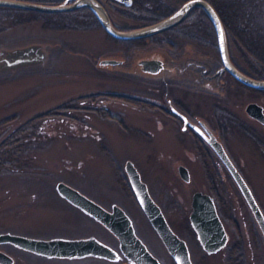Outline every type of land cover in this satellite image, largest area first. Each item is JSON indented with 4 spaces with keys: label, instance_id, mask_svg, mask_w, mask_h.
Here are the masks:
<instances>
[{
    "label": "rangeland",
    "instance_id": "obj_1",
    "mask_svg": "<svg viewBox=\"0 0 264 264\" xmlns=\"http://www.w3.org/2000/svg\"><path fill=\"white\" fill-rule=\"evenodd\" d=\"M38 1L57 3L59 0ZM183 1L163 0L166 9L158 8L147 17L115 15L114 19L121 29L136 28L158 20ZM0 7L9 9L8 22H0V25L6 23L5 28L9 25L7 30L0 29V52L31 45L45 52L43 61L18 67H6L9 58L0 59V144L30 118L68 104L59 115L35 127L32 147L24 145L13 161L0 167V233L9 231L46 238L90 233L106 236L102 226L72 207L58 192L57 183L65 181L107 206L122 205L137 222L150 248L169 264L162 242L131 193L125 164L132 160L153 195L165 207L173 229L187 239L195 264H227L232 244L251 242L245 239L246 233L255 234L258 225L233 177L215 153L201 157L195 149L194 136L186 133L182 142L178 138L180 123L158 106L166 104V93L169 98H181L192 115L200 116L214 132L220 133L229 156L264 210V156L255 150L245 132L248 125L256 124L245 106L252 100L264 104V91L249 90L227 72L218 71L215 30L208 24L209 31H204L205 26L200 23L204 19L202 15L192 14L187 22L154 37L120 40L108 34L87 9L62 13ZM201 35L207 37L204 43ZM187 43L191 49L204 51L207 58H215L213 62L208 59L215 65L205 78L214 87L203 89L194 73L171 77L169 70L156 76L140 67V60L152 56L162 58L171 67V56L177 58L181 45ZM230 44L232 54L238 56L233 39ZM195 50L192 51L198 56ZM113 57L125 60L124 68L99 63ZM186 57L183 54L177 60ZM217 77L224 79L222 102L213 94ZM222 103L239 116L240 129L232 131L225 123L222 128L219 126L217 105ZM181 163L189 167L190 181L180 176ZM208 171L216 192L221 195L216 204L229 233L226 247L211 255L205 253L189 222L193 193L200 189L214 194ZM259 231L262 234L259 229L253 235L258 242ZM0 249L10 252L15 264H106L93 257L39 258L9 243L0 244ZM260 250L264 260V249ZM251 253L248 264H255Z\"/></svg>",
    "mask_w": 264,
    "mask_h": 264
},
{
    "label": "water",
    "instance_id": "obj_2",
    "mask_svg": "<svg viewBox=\"0 0 264 264\" xmlns=\"http://www.w3.org/2000/svg\"><path fill=\"white\" fill-rule=\"evenodd\" d=\"M0 5L41 11H63L87 5L92 9L104 29L110 35L126 40L149 37L166 31L181 23L192 9L201 6L207 11L211 18L217 34L223 61V66L219 71L227 69L242 83L257 88H264V79L247 75L233 64L228 49L225 25L210 0H187L166 17L131 29L116 27L111 21L107 9L98 0H77L72 4H67V2L43 3L31 0H0ZM0 57V59L9 58V63L6 67H18L24 64L34 63L35 61H43L45 59V52L39 46L31 45L27 48H19L10 52L1 51ZM119 61L120 60L115 58H104L100 63L114 64ZM140 63L143 64V69L145 71L151 72H157L163 66L162 59L159 57L145 58L140 60ZM246 107L250 114L260 117L264 121L263 107L258 102L251 101ZM202 124L205 131L200 129L201 134L221 157L231 172L264 232V214L249 184L232 161L224 144L204 122H202ZM125 170L138 201L148 215L151 223L174 255L177 263L194 264L187 242L173 231L161 207L151 196L147 183L142 179L141 173L132 160L126 161ZM179 173L184 180L189 181L191 179L189 168L186 165H179ZM57 190L63 197L82 208L86 213L100 220L115 232L122 240L123 249L127 252L129 250L133 251L137 255L138 264H160V260L151 253L144 241L136 235L133 221L123 207L114 204L113 209L108 210L103 205L81 192L78 188L65 181H59L57 183ZM190 221L202 246L208 253L216 252L226 245L228 233L218 211L215 198L211 193L203 190H196L193 193ZM4 242H12L25 249L49 256L82 257L85 255H98L112 259L117 257L116 251L111 246L100 241L95 236L78 238L57 236L46 238L7 231L0 233V243ZM13 262V256L0 249V263L12 264Z\"/></svg>",
    "mask_w": 264,
    "mask_h": 264
},
{
    "label": "flooded vegetation",
    "instance_id": "obj_3",
    "mask_svg": "<svg viewBox=\"0 0 264 264\" xmlns=\"http://www.w3.org/2000/svg\"><path fill=\"white\" fill-rule=\"evenodd\" d=\"M34 1H37V0H34ZM76 1L77 0H59L57 3L67 2V4H72V3H75ZM98 1L100 3H102L103 6L107 9L109 16L111 18V21L118 28L120 27V25L115 21V19H114L115 15H120V16L124 15V16H130V17L131 16H135V17L138 16L140 18H143V17H147L145 15L153 14V11L157 10L158 8L166 9V7H167L165 2L162 3L163 0H98ZM185 1H187V0H184L180 5H178V7H180ZM250 1H252V2H250ZM222 2H223V0H220L221 5L219 6V9L215 7L216 10L218 11L219 15L221 16V18H222V14H224V12L226 11V8L224 7V4ZM6 6H8V5H6ZM177 8H175L174 10H172L170 12L165 13L159 19H162V18L166 17L167 15L171 14ZM82 9H84V10L87 9V10L91 11L93 14L92 16H94L95 19L100 23L98 17L95 15V13L92 11V9L87 5L72 8V9L63 10L61 12L62 13L63 12L64 13H66V12H78L79 10H82ZM196 11H199V15L200 16L202 15V17L204 18V19L200 20V23L203 26H205L204 31L207 29L208 24H211L213 29L215 30L213 22H212L211 18L209 17L207 11L201 6H197L194 9H192L191 12L187 15V17L181 23H179L178 25H176L174 27H177L180 24L187 22L188 17L191 16ZM75 15H76V13H75ZM8 20H9V9H5V8L0 7V22H8ZM72 20L76 21V18H72ZM86 20H88V19L86 18ZM155 21H157V20H155ZM223 23H224V21H223ZM231 23H232V29L228 28L225 25V23H224V25H225V29H226L228 49H229L230 57H231L233 64L237 68H239L242 72L246 73L247 75H250L252 77L259 78V79H264V0H240V2L234 3L232 5V21H231ZM4 24L1 23L0 29H4L6 27V23H4ZM8 27H9V25L7 26V28ZM174 27H172V28H174ZM245 27H246V31L249 32V35H243L242 34V32H245V30H244ZM7 28H5V29L7 30ZM168 30H171V28ZM207 30L209 31V29H207ZM206 33L207 32H205V34ZM154 36H156V35H152L149 37H154ZM215 37H216L217 46H218V48H217L218 55H219L218 59L217 58L215 59L213 57L207 58V54L204 51H202L200 49L199 50L198 49H196V50L191 49L189 43H187V44L181 45L180 53H179L180 55L178 56V57H180L184 54V55H187V57L178 62L177 59H179V58L178 57L176 58V56L173 54V56H171L172 57L171 58V67H168L162 58H160V59H162L163 66L157 72L145 71L143 69V64H141L139 62L140 67L145 72H149L152 75H156V76H160L161 72H163V71L167 72L169 70H171V77L174 75H190L191 73H194V75L196 74L195 76L200 79L199 81L201 83H199V86L203 87V89L207 88L208 86L214 87L213 85L206 83L205 78L207 76L209 77L208 73L210 72V68H212V66L215 65V63L214 64L210 63L208 61V59H212V62H213V59H215L216 64L219 66L218 67L219 70L223 66V61H222V57H221V53H220V49H219L216 31H215ZM200 38L203 41V42L201 41L202 43H204V40L207 39L206 36H202V35ZM231 39H233L234 42L236 43V53L238 56H236V55L234 56V54H232L231 44H230ZM120 40H122V39H120ZM242 40H247L251 43L250 50L245 51V49H248V48H246L242 45ZM192 50L197 51L198 52L197 54H199V55L198 56L195 55V53H193ZM191 53L193 56L191 55ZM152 57L155 58L154 56H152ZM113 58H116V57H113ZM156 58H158V57H156ZM119 60L120 61L118 63H114V64L110 63V64H102V65H113L117 69H122V68H124L126 63H125V60H123L121 58ZM100 61H99V63H100ZM193 64H194V66H193ZM221 72L222 73L227 72L238 83L245 86L249 90L260 91V92L264 91V88H257V87L249 86L247 84L242 83L237 78H235L227 69H225ZM184 86H186V85H184ZM215 87H216V89L213 90V92H214L213 94L216 93L217 96H219L221 98V102L224 101L223 100L224 99L223 89H222L224 87V79L222 77L217 79V85ZM167 94L168 93H166V104L165 105H158V106H159V109L163 108L162 109L163 112L166 115L170 116L172 120L180 123L181 131L179 132L180 137H178V138H180L182 142H185L183 139H185L184 136H186V133L194 136L195 142H196L195 143V149L199 152L201 157L205 158L207 153H208V155L211 152L215 153L219 159L220 164L223 167H225L228 170V172L230 173V175L232 176L231 172L229 171V169L227 168V166L225 165V163L223 162L221 157L215 152V150L209 145L207 140L201 134L200 129L205 131L202 122H204L214 132L212 126H210L204 119L200 118V116L192 115L188 109V106L186 105V103L181 98L180 99H175L172 97L169 98ZM252 101L258 102L256 100H252ZM249 102H251V101H249ZM258 103L263 107V113H264V104H262L260 102H258ZM247 104H246V106H247ZM246 106H245L246 112L253 119L254 123H256L257 125L256 124L248 125V128L245 130V132L249 136V138L251 140L250 142L253 144V147L255 148V150L256 151L258 150L259 152L261 151V153L264 156V130L262 129L264 127V121L260 117H257L255 115L250 114L247 111ZM156 108H158V107H156ZM217 109H218L217 110L218 111L217 116H218L219 122L221 123L219 125L220 127L223 123H225V125H227L230 129H232V131H236V130L241 128L242 125H241V121L239 119V116H235L236 114L233 113V110H231V108H228L227 106H225L222 103V104L217 105ZM214 134L217 136V138L225 146V143L222 140L223 137L220 135V133L218 134V133L214 132ZM183 145H185V144H183ZM225 148H226V146H225ZM226 150H227V148H226ZM181 164H184V163H181ZM181 164H179V165H181ZM184 165H186V164H184ZM205 165L208 167L209 163H206ZM178 169H179V166H178ZM233 179H234V177H233ZM234 181H235V179H234ZM221 182H222V180H221ZM217 183H219L218 180H217ZM236 184H237V182H236ZM147 185H148V183H147ZM148 189H149V192H150L151 196L153 197V199L161 207V210L163 211L168 223L171 226V222H169V218L167 217V212L165 210V207L153 195V192H151L149 185H148ZM130 190H131L133 197L135 198V201L137 202L140 209L142 210L145 217L147 218L148 222L150 223L154 234L156 235V237H158V240H160L162 242V244L165 248L166 254L168 256L169 264H178L174 255L171 253L170 249L167 247L163 238L161 237L159 232L156 230V228L153 226L148 215L146 214V212L144 211L140 202L138 201V198H137L135 191L133 190L131 184H130ZM251 190H252V188H251ZM80 191L83 192L82 190H80ZM206 192H208V191H206ZM252 192H253V194H254V196H255V198H256V200H257V202H258L259 206L261 207L263 214H264L263 207L259 203V200L257 199L253 190H252ZM209 193H211V192H209ZM84 194H86V193H84ZM212 195L214 196L215 201L217 203L219 196H221L220 193L217 190L216 196L214 194H212ZM87 196H89V195H87ZM89 197L94 199L95 201H97L101 205H103L108 210H112L113 205L115 204V203H112L110 206H107V205L103 204V202H101L99 199L92 197V196H89ZM63 198L72 207L80 210L82 213H84L86 216H88L92 221H94L95 223L102 226L107 232L106 236H100L98 234L90 233L88 235L67 236V237L78 238V237L95 236L97 239H99L100 241L104 242L105 244L111 246L116 251L117 257L115 259H112L109 257L98 256V255H85L82 257L49 256V255H45L42 253H37V252L31 251L29 249H25V248L20 247V246L14 244L12 242H4V243H9L10 246H12L13 248H16V249H18L24 253L33 254V255L38 256L39 258H45V259H51V260H66V259H76V258L81 259V258H85V257H93L99 261L105 262L106 264H138L137 255L133 251L129 250L127 252L123 249L122 240L115 232H113L110 228H108L104 223H102L100 220L96 219L94 216L86 213L79 206L73 204L72 202H70L65 197H63ZM118 205H120V204H118ZM120 206L123 207L122 205H120ZM125 211L129 214V212L126 209H125ZM251 212H252V216L254 219L253 220L254 223L255 224L257 223L258 228L261 230V232L264 236V232H263V230L259 224V221L256 218L253 210ZM129 216L131 217L130 214H129ZM131 219L133 221V225L135 228L136 235L144 241V243L147 245V247L151 251V253L160 260V264H166L163 257L161 255H159L156 250H153L152 248H150V246L148 245L146 240L143 238L142 234L140 233L139 226L137 225V222L134 220V218L131 217ZM189 222H190L191 228L193 230V233H195L196 237L198 238L197 233L191 224L190 214H189ZM171 228L173 229L172 226H171ZM258 228H255V234H257V230H259ZM226 230H227V228H226ZM173 231L175 233H177L179 235V237L183 238L187 242V239L184 238L183 236H181L176 230L173 229ZM227 233H228V231H227ZM259 233H260V231H259ZM255 234L254 233L253 234L246 233L247 237H245V239H247L248 241H251L249 244L242 243L241 241H236L234 244H232V246L230 248L229 256L227 258V264H248L247 258H248L249 251L252 252L251 254L253 255V258H255V260H254L255 264H262L263 263V261H264L263 256H262L263 252L260 249H262V248L264 249V241H263L264 238H263L262 234L260 233V235H261L260 240L263 241V243L261 244V241L260 242L256 241L255 236H253ZM48 238H50V237H48ZM198 240H199V238H198ZM228 241H229V233H228ZM228 241H227L226 245L228 244ZM199 242H200V240H199ZM0 244H3V243H0ZM200 244H201V242H200ZM187 245H188V248L190 251V247H189L188 242H187ZM226 245L224 247H226ZM202 248L204 249L203 246H202ZM223 248H221V249H223ZM221 249H219L218 251L213 252V253H208L205 249H204V251L207 255H211V254H215V253L219 252ZM9 254L12 255L10 252H9ZM190 255H191V251H190ZM13 258H14V262L12 264H15L16 259L14 256H13ZM191 258H192V255H191ZM192 261H193V258H192ZM205 262H207V261L205 260ZM193 263H194V261H193Z\"/></svg>",
    "mask_w": 264,
    "mask_h": 264
},
{
    "label": "trees",
    "instance_id": "obj_4",
    "mask_svg": "<svg viewBox=\"0 0 264 264\" xmlns=\"http://www.w3.org/2000/svg\"><path fill=\"white\" fill-rule=\"evenodd\" d=\"M211 2L216 8L219 9V6L221 5L220 0H211ZM237 2H240V0H223L222 2L224 4V7L226 8V11L224 12V14H222V19L225 25L230 29H232V5ZM193 14H199V11H196ZM244 30L245 32H242V34L249 35V32L246 31V27L244 28ZM242 45L248 49L251 48V43L247 40H242ZM92 96L95 97V95ZM67 105L68 104L66 103L60 104L52 109L47 110L46 112L30 118L29 120L15 128L12 134L0 144V167L5 166L6 164H9V162L13 161L19 153L18 151L21 150L24 145L32 147L35 141V139H33L35 127H37L47 118L59 115L61 113V110L64 109ZM206 157H209L208 153L206 154ZM207 176L208 180L211 183L213 193L216 196L217 192L215 190L214 183L212 182V175L209 171Z\"/></svg>",
    "mask_w": 264,
    "mask_h": 264
}]
</instances>
